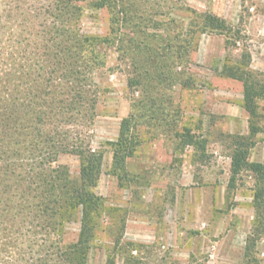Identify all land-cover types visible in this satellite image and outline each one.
Returning <instances> with one entry per match:
<instances>
[{"label": "rangeland", "instance_id": "374dc122", "mask_svg": "<svg viewBox=\"0 0 264 264\" xmlns=\"http://www.w3.org/2000/svg\"><path fill=\"white\" fill-rule=\"evenodd\" d=\"M95 1L0 0V264H72L81 207L45 213L33 178L49 168L35 132L64 118L33 93L67 99L62 50L76 58L79 47L73 75L94 107L82 103L74 117L103 154L84 264H264V98L250 115L243 83L224 72L249 71L264 94V0ZM204 15L227 28L204 29ZM144 46L161 60L160 70L148 68L146 92ZM127 117L139 141L114 167ZM183 127L204 140V154L178 146ZM243 147L262 172L243 168L231 180V156ZM51 164L78 180L76 155L59 153Z\"/></svg>", "mask_w": 264, "mask_h": 264}, {"label": "trees", "instance_id": "16d2710c", "mask_svg": "<svg viewBox=\"0 0 264 264\" xmlns=\"http://www.w3.org/2000/svg\"><path fill=\"white\" fill-rule=\"evenodd\" d=\"M111 0H96L95 6H106L112 7ZM204 29L210 28L213 30H220L227 28L225 20L217 17L215 15H204V21L202 23ZM235 44V43H234ZM80 49V47H79ZM77 49L75 52L78 56L71 57L68 55L69 51L63 48V63L61 67L64 68L63 78L65 81H70L68 86L71 92L67 99L55 100V94L44 91H36L33 96L40 98L41 95H47L45 103L49 106L53 112L57 113L60 118H64L63 125L56 126L50 130L47 134L42 135L39 130L35 132L34 138H41L43 146H46L48 154L43 159L49 168L46 169L47 173H39L34 175L35 181H38L39 187L43 195L41 196V209L45 213L54 215L55 211L62 208L70 209L71 207H81V219H80V229L78 234V240L73 249L69 251V256L67 259L72 264H84L86 252L88 249L89 238L93 232V226L95 224L93 213L97 211L100 207V198L96 196L90 189L96 186L98 181L101 165H102V152L95 151L91 148L88 142V134L83 129V126L76 122L75 114L79 111L81 104H85V110L92 109L94 107V102L90 99L84 97L82 91L78 88L77 79L73 75V68L80 65V50ZM178 50L182 51V47H178ZM90 55H92L90 53ZM158 55V53L156 54ZM163 58H166L165 56ZM94 62L93 57L87 58ZM149 59V63L146 60ZM88 62V61H87ZM161 60H156L155 53L150 47L144 46V91L148 89V84L150 82L147 74H150L148 70L149 67H155V70H160L161 66L159 63ZM86 66V61L83 60ZM153 70V69H152ZM162 70H165L162 68ZM225 74L229 77L240 80L243 83V95H244V107L250 113L254 115V102L257 98H264V94L261 88L256 84L255 79L251 76L249 71H244L239 67H225ZM51 71L49 72V75ZM139 77V75H138ZM166 78V77H165ZM164 78V81H168ZM162 78H155L154 84H160ZM131 82V81H129ZM163 82V81H162ZM168 83V82H167ZM131 84V83H130ZM52 95V96H51ZM35 97V96H34ZM54 100H53V99ZM42 102V99L40 100ZM148 102V105L154 106L156 101H151L146 99L144 96V102ZM31 104V105H30ZM28 104L26 107L31 109L33 102ZM10 107L2 105V110L5 111L4 115H7ZM39 113V111H38ZM40 112L37 115H42ZM127 117L122 119L120 124V130L118 135V140L115 143V147L112 152L113 166L123 168L125 165V160L129 157L135 145L139 141L138 132L134 129L133 122ZM7 120L6 118L4 119ZM69 126V128H68ZM4 128H8V124L3 123ZM251 133L255 134L258 131L257 127L250 122ZM177 142L179 147L193 146L198 148L204 154L205 145L204 140L197 139V136L191 132L190 129L183 127L179 132L176 133ZM59 153H72L78 157L80 167L78 180H70L67 173L59 172V169L52 168V162L54 157ZM53 158V159H52ZM60 168V165L57 166ZM247 168L255 173L262 172V165L260 163H254L248 161L247 149L235 148L233 155L231 156V180L235 179V176L243 169ZM63 175V176H62ZM19 183V181H17ZM56 190L59 194L57 196ZM62 214V212L60 213ZM107 264H114L113 259L109 257L107 259Z\"/></svg>", "mask_w": 264, "mask_h": 264}]
</instances>
